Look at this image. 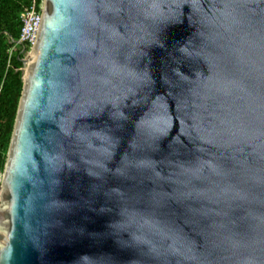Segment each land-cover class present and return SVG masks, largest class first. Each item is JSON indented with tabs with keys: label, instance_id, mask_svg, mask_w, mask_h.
Returning a JSON list of instances; mask_svg holds the SVG:
<instances>
[{
	"label": "water",
	"instance_id": "water-1",
	"mask_svg": "<svg viewBox=\"0 0 264 264\" xmlns=\"http://www.w3.org/2000/svg\"><path fill=\"white\" fill-rule=\"evenodd\" d=\"M22 62L0 264H264V0H43Z\"/></svg>",
	"mask_w": 264,
	"mask_h": 264
},
{
	"label": "trees",
	"instance_id": "trees-1",
	"mask_svg": "<svg viewBox=\"0 0 264 264\" xmlns=\"http://www.w3.org/2000/svg\"><path fill=\"white\" fill-rule=\"evenodd\" d=\"M32 0H0V175L4 169L23 86V62L28 42H17L21 37V13ZM41 2L42 0H36Z\"/></svg>",
	"mask_w": 264,
	"mask_h": 264
},
{
	"label": "built area",
	"instance_id": "built-area-1",
	"mask_svg": "<svg viewBox=\"0 0 264 264\" xmlns=\"http://www.w3.org/2000/svg\"><path fill=\"white\" fill-rule=\"evenodd\" d=\"M43 10V0L39 3L36 0L31 1V5L21 13V41L28 42L31 46L34 44L38 29L41 22ZM0 193H1V178H0Z\"/></svg>",
	"mask_w": 264,
	"mask_h": 264
},
{
	"label": "clouds",
	"instance_id": "clouds-1",
	"mask_svg": "<svg viewBox=\"0 0 264 264\" xmlns=\"http://www.w3.org/2000/svg\"><path fill=\"white\" fill-rule=\"evenodd\" d=\"M23 42V41H22ZM32 47V46H31ZM31 49V48H30ZM30 49L29 50H27V52H26V54L30 51ZM26 54H25V56H26ZM0 178H1V175H0Z\"/></svg>",
	"mask_w": 264,
	"mask_h": 264
},
{
	"label": "rangeland",
	"instance_id": "rangeland-1",
	"mask_svg": "<svg viewBox=\"0 0 264 264\" xmlns=\"http://www.w3.org/2000/svg\"><path fill=\"white\" fill-rule=\"evenodd\" d=\"M28 53H29V52H28ZM28 53H27V54H28ZM27 54H26V55H27Z\"/></svg>",
	"mask_w": 264,
	"mask_h": 264
}]
</instances>
